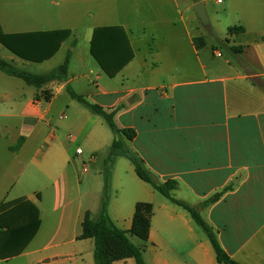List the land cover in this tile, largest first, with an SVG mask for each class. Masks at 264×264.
Segmentation results:
<instances>
[{"label":"crops","instance_id":"crops-1","mask_svg":"<svg viewBox=\"0 0 264 264\" xmlns=\"http://www.w3.org/2000/svg\"><path fill=\"white\" fill-rule=\"evenodd\" d=\"M30 1L34 7L21 10L18 24L7 11L0 12L2 29L5 34L70 31L59 50L71 41L69 79L15 98L0 93V110L17 111L11 117L21 119L23 131L30 132L22 137L21 148L30 137L41 136L33 159L39 169L19 177L11 187L16 195L1 203L26 199L38 209L41 225L21 255L0 259V264H95L94 242L79 238L86 214L94 217L100 211L104 179L101 169L90 173L85 158L92 165L99 151L108 156L115 136L101 117L69 95L68 85L107 113L114 112L118 129L136 132L130 149L157 182H177L175 199L200 208L225 192L201 210L203 219L233 260L264 264V0H194L192 7L187 0ZM202 2L209 17L208 38L193 11ZM114 26L127 32L134 60L115 78L98 64L74 75V33L83 29L91 45L95 29ZM136 33L150 39L155 49L147 55L137 51ZM199 38L201 48L195 41ZM231 47L242 51L230 54ZM62 121L66 123L57 126ZM111 188L109 213L125 232L133 226L138 204L153 207L148 241L137 238L146 264H219L190 213L139 179L125 157L114 164Z\"/></svg>","mask_w":264,"mask_h":264},{"label":"trees","instance_id":"trees-1","mask_svg":"<svg viewBox=\"0 0 264 264\" xmlns=\"http://www.w3.org/2000/svg\"><path fill=\"white\" fill-rule=\"evenodd\" d=\"M234 31L230 30V33ZM70 35V31L5 34L0 24V44L17 57L35 63H43L52 59ZM195 41L198 48L203 46L201 38ZM228 51L230 54L237 55L242 50L231 47L228 48ZM90 53L109 78H115L119 75L135 58L127 32L118 26L95 29L91 40ZM70 61L71 52H68L64 63L57 68L49 73L34 74L19 69L11 62L0 57V72L8 77L23 81L28 87L42 89L52 83L67 82ZM67 92L94 115L101 117L115 136L104 165V190L100 211L94 217L91 216V213L86 214L83 234L79 238V240H92L94 242L95 264H115L128 259H133L136 264H146L143 257V248L136 246L129 235L140 239L144 243L148 241L153 217L152 205L140 203L136 206L133 226L129 232L119 229L109 213L112 169L119 157H125L133 164L139 179L151 185L161 195L190 213L193 220L203 229L211 242L219 264H239L222 248L216 232L205 222L201 215V210L219 201L225 192L215 195L212 199L203 203L200 208L192 207L184 201L175 199L173 193L178 189L177 182H157L144 161L130 149L129 143L136 137L134 130L118 129L114 112L107 113L100 106L90 103L85 97L78 95L70 85L67 86ZM44 98L49 100L51 97L48 93H45ZM22 145L23 143L20 147ZM40 225L41 220L39 219L38 209L26 199L3 203L0 207V259L8 260L21 255L36 236Z\"/></svg>","mask_w":264,"mask_h":264},{"label":"rangeland","instance_id":"rangeland-1","mask_svg":"<svg viewBox=\"0 0 264 264\" xmlns=\"http://www.w3.org/2000/svg\"><path fill=\"white\" fill-rule=\"evenodd\" d=\"M181 3L183 4V1H181ZM192 3H194V0H187V7H192L190 6L192 5ZM31 7H34V2L30 0H0V12L7 11V13L11 15L10 18L15 20L17 24L20 23L21 20V10H29ZM209 13V15L213 17L215 15V7L210 8ZM188 15L193 16L192 10H189ZM178 24H180L179 21ZM199 29L203 33V37L208 38L211 36V34L209 33V28L207 26L200 25ZM74 35L78 39V57L77 59L75 58L73 60L72 70L74 71V75H82L83 73H86L84 70H87V72L90 71L86 68L90 67L91 65L97 66V63L90 55V41L88 40V35L85 33V31L80 28L78 32L74 33ZM136 38H138V41ZM157 39L159 42L158 46L163 47L165 43L162 41V38ZM135 40L136 50L141 51L143 54L147 55L150 48L155 49L152 41L150 39L147 40L146 37L142 34L136 33L134 36V41ZM70 46L71 41L67 42L62 50L52 60L42 64L25 63L22 60L16 59L1 44L0 57H12L13 59H15L14 62L8 59L6 60L13 63V65H15L19 69L26 70L34 74H45L64 63L67 52L70 50ZM225 52L226 51L224 50V53ZM80 59L82 60V64L80 62ZM92 78L94 79L95 76L93 75ZM85 81L87 82V80ZM3 92L11 93L13 98H15L19 97L23 92L33 93L35 92V88L28 87L23 81L10 78L0 72V93ZM18 114L19 113L17 111L8 113L6 111L4 112V110H0V205L3 201H10V199H13V197L16 195V193H11V187L19 177H21L25 172H28V174H34L35 170L39 169L36 165L33 164V159L39 147L38 145L41 140V136L38 135V133L35 134L33 137H30L28 139V143L24 146V148H21L20 145L24 142L22 137H28L30 135V132L23 131L21 119H19L18 117H11V115L15 116ZM103 122L108 132H111V134H113L106 122L104 120ZM60 123L66 122L62 121L56 123L57 126L60 127ZM64 131L65 129L62 128V131L59 134L62 138L65 137V135L63 134ZM48 132L49 131L46 130V134H48ZM85 151L86 154H88L89 150L87 148ZM102 153L104 154V152L102 151L98 152V160L92 165L91 163H89V158L86 156L85 161L88 164V168L91 174H94L100 169L103 173L105 161L107 160L108 156H103ZM79 169L80 171H82L81 165H79ZM76 181L77 178H75V182ZM110 195L112 196V188ZM131 241L136 246L140 247L142 245L141 241L137 238L133 237Z\"/></svg>","mask_w":264,"mask_h":264},{"label":"water","instance_id":"water-1","mask_svg":"<svg viewBox=\"0 0 264 264\" xmlns=\"http://www.w3.org/2000/svg\"><path fill=\"white\" fill-rule=\"evenodd\" d=\"M193 11L195 12V14L199 18L200 22L204 26H208L209 25V19L207 17V13H206V10H205V3L202 2V3H199V4L195 5L193 7Z\"/></svg>","mask_w":264,"mask_h":264},{"label":"built area","instance_id":"built-area-1","mask_svg":"<svg viewBox=\"0 0 264 264\" xmlns=\"http://www.w3.org/2000/svg\"><path fill=\"white\" fill-rule=\"evenodd\" d=\"M223 2V0H218V3H222ZM219 57H221V54L220 53H218L217 54Z\"/></svg>","mask_w":264,"mask_h":264}]
</instances>
